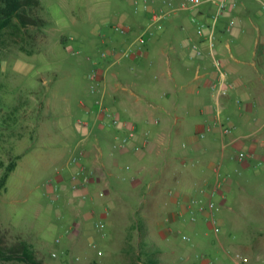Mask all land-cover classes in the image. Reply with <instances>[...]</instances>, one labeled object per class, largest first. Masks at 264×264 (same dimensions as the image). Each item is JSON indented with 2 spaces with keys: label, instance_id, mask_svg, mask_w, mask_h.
I'll list each match as a JSON object with an SVG mask.
<instances>
[{
  "label": "rangeland",
  "instance_id": "374dc122",
  "mask_svg": "<svg viewBox=\"0 0 264 264\" xmlns=\"http://www.w3.org/2000/svg\"><path fill=\"white\" fill-rule=\"evenodd\" d=\"M128 1L39 0L25 13L45 26L24 27L12 18L0 31L3 246L27 242L42 264H205L203 258L237 264V253L248 258L245 264H264V176H253L237 203L216 205L218 230L197 223L202 213L195 226L187 212L175 224L157 226L168 217L155 208H67L59 201V178L74 171L72 158L83 159L80 135L72 129L79 123L96 135L110 128L99 122L97 109L102 103L115 110L107 102L113 92L109 85L104 97L101 81L93 83L90 76L104 62L108 24H122L114 9ZM105 76L114 82L111 70ZM110 152L104 144V157Z\"/></svg>",
  "mask_w": 264,
  "mask_h": 264
},
{
  "label": "crops",
  "instance_id": "0c3cea01",
  "mask_svg": "<svg viewBox=\"0 0 264 264\" xmlns=\"http://www.w3.org/2000/svg\"><path fill=\"white\" fill-rule=\"evenodd\" d=\"M164 1L129 0L113 11L131 31L121 36L112 29L113 23L108 24L103 33L106 45L110 51L132 50V54L100 63L99 79L104 97L110 85L113 94L107 102L112 101L113 112L128 127L109 126L96 135L79 123L72 129L80 135V165L94 171L95 177L80 191L72 190L70 182L79 165L74 164L71 175L59 178L58 198L67 208H155L168 217L157 226H166L177 223L182 212L188 213L190 199L211 201L215 207L234 204L253 176H264L261 3L233 0L236 7L218 23L216 55L228 75L227 93L217 99L211 86L219 80L218 72L192 21L197 17L208 23L212 4L165 18L153 26L154 38L145 46L138 42L140 34L152 27L145 6L160 8ZM193 43L200 44L203 56H193ZM107 70L114 82L106 79ZM221 124L230 128V134L223 133ZM202 132L204 138L199 137ZM130 134L128 146L121 148L119 140ZM104 144L111 148L109 159L103 155ZM241 152L253 153L255 158L238 162ZM133 197L138 202L133 203ZM197 223L212 229L207 213Z\"/></svg>",
  "mask_w": 264,
  "mask_h": 264
},
{
  "label": "built area",
  "instance_id": "2783aa9c",
  "mask_svg": "<svg viewBox=\"0 0 264 264\" xmlns=\"http://www.w3.org/2000/svg\"><path fill=\"white\" fill-rule=\"evenodd\" d=\"M261 3V8L264 11V0H258ZM205 3H210L214 7V10L212 12V15L210 16V21L203 22L200 21L197 17H193L192 21L197 25V34L201 40V42L208 45L210 49V53L213 57L214 66L218 72L219 80L216 81L211 86L212 93L216 96L217 99H220L222 96L226 95V79H227V71L225 70L223 63L220 58L216 55V48H217V26L221 18L230 10L236 7V2L233 0H189L184 1L180 3H176L174 0H165L164 6L160 8H152L149 5L145 6V9L150 12V21L152 24V27L147 28L145 31L140 34L138 37V42L145 46L147 41L152 38L155 35V31L153 26L159 24L162 20L165 18L172 16L173 14L181 11H189V10H195L204 5ZM112 29L114 32L121 36L127 35L131 28L128 25L124 24H115L112 26ZM103 43H107V38L105 35L102 36ZM107 46V45H106ZM191 50L193 52L194 57H201L204 55L203 50L200 47V44L193 43L191 45ZM132 54V50H125L121 52H114L110 51L109 49L105 48L101 50V57L104 60L108 59H114L117 60V58H123V57H129ZM98 72L94 73L92 76H90L91 81L97 82L100 81L98 77ZM96 88H92V92H95ZM98 120L100 123L106 126H111L115 128H127L128 123L121 120V118L113 111H111L109 108L102 105V103H98ZM158 123V121H156ZM132 130V129H131ZM207 130H210V128H207ZM221 130L224 134H230V128L224 126V124H221ZM205 133L202 132L199 134L200 138H204ZM132 137V134L128 135L123 139V142L121 144V148H126L129 144L130 138ZM255 156L253 153H247V152H241L237 159L238 162H245L247 160L254 159ZM72 163L75 165H79L78 169L70 176V182H71V188L74 191L82 190L86 186H88L92 179L95 177V173L92 170L86 169L84 166L80 165V160L77 158H72ZM263 162L260 161L259 165H262ZM170 195H173V192H169ZM188 213L190 216V221L195 222L196 221V215L197 213L208 214V219L212 223V225L218 230V224L217 220L214 217V209L215 205L213 202L203 203L200 200L197 199H190L188 201ZM99 226V224H96ZM187 241H191V238H186ZM205 261V264H214L212 261L203 258ZM235 260L237 264H245L248 262V258L245 256H242L241 254L237 253L235 255Z\"/></svg>",
  "mask_w": 264,
  "mask_h": 264
},
{
  "label": "trees",
  "instance_id": "16d2710c",
  "mask_svg": "<svg viewBox=\"0 0 264 264\" xmlns=\"http://www.w3.org/2000/svg\"><path fill=\"white\" fill-rule=\"evenodd\" d=\"M5 4V8L3 5ZM39 0H0V31L6 28L12 18L19 21V24L26 27L27 25L45 26V21L40 18H32L25 13V9L29 7H38ZM4 10H3V9ZM2 14L5 17H2ZM1 111V107H0ZM9 174L7 173L3 178L1 185H5ZM0 259L2 260H19L25 264H42L37 259L35 251L27 242H20L17 245L7 247L3 246L0 238ZM151 263L159 264L157 260H152Z\"/></svg>",
  "mask_w": 264,
  "mask_h": 264
}]
</instances>
